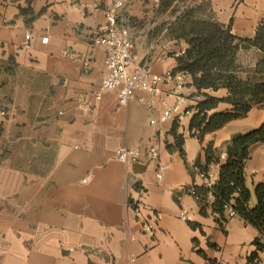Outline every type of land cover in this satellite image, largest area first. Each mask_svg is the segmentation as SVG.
I'll list each match as a JSON object with an SVG mask.
<instances>
[{
    "label": "crops",
    "instance_id": "1",
    "mask_svg": "<svg viewBox=\"0 0 264 264\" xmlns=\"http://www.w3.org/2000/svg\"><path fill=\"white\" fill-rule=\"evenodd\" d=\"M114 1L0 0V264H264L256 227L240 216L219 222L215 197L203 214L201 201L187 191L197 185L209 194L196 161L206 164L208 144L225 153L233 135L262 125L264 107L254 106L200 141L189 124L202 97L189 74L182 89L163 81L157 94L138 90L126 105L108 91L94 106L107 51L95 39ZM182 2L160 7V0H131L119 11L138 61H149L158 75L174 70L188 47L168 36L176 6L182 11L205 3L212 19L231 23L239 37H253L264 17V0ZM260 56L256 49L240 50L238 61L254 67ZM204 92L219 98L229 93ZM83 102L88 108H81ZM178 103L185 157L167 146L174 118L150 123L167 104ZM231 108L221 102L211 113ZM152 145L159 152L155 159L148 154ZM120 146L137 156L118 161ZM159 164L166 166L162 179ZM209 171L219 175L220 165ZM245 172L255 207V189L264 184V143L250 147ZM133 201L147 207L138 212ZM182 211L191 222L180 219ZM147 221L155 224L154 234L143 232Z\"/></svg>",
    "mask_w": 264,
    "mask_h": 264
},
{
    "label": "trees",
    "instance_id": "2",
    "mask_svg": "<svg viewBox=\"0 0 264 264\" xmlns=\"http://www.w3.org/2000/svg\"><path fill=\"white\" fill-rule=\"evenodd\" d=\"M165 7L170 2L161 0ZM231 23L224 25L211 18L201 15L199 9L190 8L181 12L168 29V36L172 39L183 40L188 44L182 55L177 56L178 65L174 71H184L192 77V84L202 98L196 105L189 129L192 136L200 141L203 136L215 132L228 122L244 117L254 106L264 107V17L256 28L253 37H239L232 33ZM256 49L261 56L254 67L246 66L238 61L240 50ZM226 88L228 96L219 98L205 93L204 90H218ZM221 102L229 103L230 110L213 112ZM180 125L174 121L171 134L173 141L168 142L170 150H178L185 157L183 144L185 136L178 132ZM256 143H264V123L258 128L245 133L233 135L226 144V159H221L222 153H215L213 143L205 147L206 164L196 166L200 172L208 173L213 163L220 165V180L206 190L204 196L202 188L198 189L201 197L202 213L206 214L209 195L215 197L213 211L220 215L221 222L225 216V204L231 202L238 216L260 231V237L254 240L258 250H264L261 242L264 236V184L257 185L255 191L258 202L250 207L251 191L246 183L245 166L250 158V147ZM204 189V188H203ZM195 226V225H194ZM206 256L204 251L198 250ZM258 258L253 252L250 261ZM214 264V262L212 261Z\"/></svg>",
    "mask_w": 264,
    "mask_h": 264
},
{
    "label": "built area",
    "instance_id": "3",
    "mask_svg": "<svg viewBox=\"0 0 264 264\" xmlns=\"http://www.w3.org/2000/svg\"><path fill=\"white\" fill-rule=\"evenodd\" d=\"M131 3V0H115L114 3L105 10V23L101 27L99 35L96 37L95 42L97 44L106 47V56L104 59V65L106 72L101 80L99 89L94 93V106L101 101L103 94L108 91H116L118 101L120 105H126L129 101L135 98L136 91H147L157 94L159 92V85L163 81H175L177 83V89H182L186 85V79L188 74L184 71L168 70L162 75H158L153 72L149 61H138V57L134 51V45L130 37V32L127 27L122 26L119 23V11L127 7ZM31 35H26L27 40ZM45 37L43 40H47ZM185 51L178 54L182 55ZM85 66L89 65L86 61ZM180 103V102H179ZM166 105L162 114L156 119L152 118L150 123L152 125H163L168 120L174 118V121L180 123L184 114L180 113V105ZM82 109L88 108L87 103L81 104ZM190 110L187 109L186 114H189ZM148 154L152 159L158 157V148L152 145L148 149ZM137 153L126 146H120L116 150V158L122 163H130L131 159L135 158ZM221 159H226V153L221 154ZM199 170V169H198ZM166 171V166L159 164L157 170V178L162 179ZM205 179V186L213 188L219 180L218 174H212L200 172ZM85 181V180H84ZM187 191L194 196L196 200H200L201 197L198 193L197 185H191L187 188ZM213 195L209 196L211 200ZM132 205L136 211H141L147 206L143 201H133ZM154 215L159 219L161 215L154 212ZM225 216L227 218L237 217L238 214L233 208L232 203L225 204ZM180 219L186 222H191V218L186 211L180 213ZM142 230L145 233L154 234L156 230L155 224L151 222L143 223Z\"/></svg>",
    "mask_w": 264,
    "mask_h": 264
},
{
    "label": "rangeland",
    "instance_id": "4",
    "mask_svg": "<svg viewBox=\"0 0 264 264\" xmlns=\"http://www.w3.org/2000/svg\"><path fill=\"white\" fill-rule=\"evenodd\" d=\"M167 1H169L170 2V4H169V6L174 2V1H176V0H167ZM183 0H180V2H182ZM185 1V0H184ZM183 3V2H182ZM162 6H164L163 5V3H162V1L160 0V7H162ZM165 7V6H164ZM191 8H197V9H199V11H200V13H201V15L202 16H204V17H207V18H211L212 19V15H210L209 13L210 12H208V5L207 4H203V5H200V6H198V7H191ZM188 9H190V8H188ZM176 10V11H175ZM181 9H179V6H176L175 7V9H174V11L176 12L175 13V20L177 19V16L181 13V12H183L184 10H182V11H180ZM178 11H180L179 13H177ZM174 20V21H175ZM214 20V19H213ZM173 21V22H174ZM172 22V23H173ZM171 23V24H172ZM171 26V25H170ZM244 65H246V66H250V63H247V64H244Z\"/></svg>",
    "mask_w": 264,
    "mask_h": 264
}]
</instances>
